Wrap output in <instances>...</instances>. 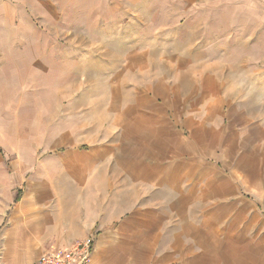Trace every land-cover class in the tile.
<instances>
[{
    "label": "crops",
    "instance_id": "obj_1",
    "mask_svg": "<svg viewBox=\"0 0 264 264\" xmlns=\"http://www.w3.org/2000/svg\"><path fill=\"white\" fill-rule=\"evenodd\" d=\"M167 4L156 48L141 29L114 56L125 90L56 144L0 141V264L87 238L89 264H264V39L215 44L189 0Z\"/></svg>",
    "mask_w": 264,
    "mask_h": 264
},
{
    "label": "rangeland",
    "instance_id": "obj_2",
    "mask_svg": "<svg viewBox=\"0 0 264 264\" xmlns=\"http://www.w3.org/2000/svg\"><path fill=\"white\" fill-rule=\"evenodd\" d=\"M189 1L190 8L179 5L178 12L198 11L215 44L227 38L221 35L225 28L235 34L255 29L264 39V0ZM167 2L175 0H0L4 146L29 139L43 145L51 130L56 144L68 119L107 102L104 93L125 90L124 63L113 68L114 56L120 63L126 39L132 41L141 29H149V44L158 46L150 39L158 33V13L174 11ZM94 93L97 100L89 98Z\"/></svg>",
    "mask_w": 264,
    "mask_h": 264
},
{
    "label": "built area",
    "instance_id": "obj_3",
    "mask_svg": "<svg viewBox=\"0 0 264 264\" xmlns=\"http://www.w3.org/2000/svg\"><path fill=\"white\" fill-rule=\"evenodd\" d=\"M92 254V240L87 238L76 243L68 251L55 248L41 253L36 264H89Z\"/></svg>",
    "mask_w": 264,
    "mask_h": 264
}]
</instances>
